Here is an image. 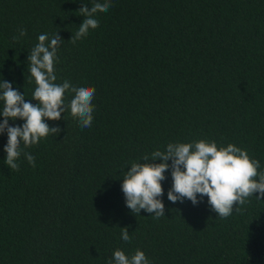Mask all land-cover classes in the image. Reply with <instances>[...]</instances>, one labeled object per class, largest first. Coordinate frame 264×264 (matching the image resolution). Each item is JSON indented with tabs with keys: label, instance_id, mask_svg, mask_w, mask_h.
I'll list each match as a JSON object with an SVG mask.
<instances>
[{
	"label": "trees",
	"instance_id": "1",
	"mask_svg": "<svg viewBox=\"0 0 264 264\" xmlns=\"http://www.w3.org/2000/svg\"><path fill=\"white\" fill-rule=\"evenodd\" d=\"M93 2L0 0V81L35 104L27 58L39 35L57 33L55 83L95 89L90 127L71 115L66 91L61 118L45 120L62 131L21 144L35 167L22 152L19 171L8 168L0 133V264H108L116 249L149 264H264L258 193L221 218L207 196L169 201V169L156 218L132 213L121 189L132 162L201 139L247 150L264 172V0H110L73 44L79 8Z\"/></svg>",
	"mask_w": 264,
	"mask_h": 264
},
{
	"label": "clouds",
	"instance_id": "2",
	"mask_svg": "<svg viewBox=\"0 0 264 264\" xmlns=\"http://www.w3.org/2000/svg\"><path fill=\"white\" fill-rule=\"evenodd\" d=\"M110 7V0H95L90 9L82 5L79 13L84 19L75 35L71 36V42L75 44L90 29L97 28V14L107 12ZM18 31L19 36H14L13 40L27 34L23 28ZM61 40L57 33L51 37L47 33L41 34L28 55L30 75L36 85L32 93L35 104L26 102L24 94L15 90L11 83L0 81V101L3 102L0 133H7L5 163L11 170L19 171L17 161L23 152L21 144L28 148L38 144L41 138L58 135L62 131L58 126L50 127L45 120L61 118L65 110L66 91L73 93L68 107L79 126L88 128L92 124L94 105L91 102L95 89L84 85L76 87L68 80L55 83L54 64ZM17 118L24 123L9 126V120ZM23 155L35 167V157L28 152H23ZM142 161L132 162L122 178L121 189L126 206L132 213L139 214L144 210L155 214L156 218L164 216V204L160 199L163 195L161 181L169 169L172 178V186L167 193L169 201L182 203L186 198L196 205L197 194L207 196L212 210L221 218L230 216L234 205H244L253 193L259 194L257 199L264 197V172H258L259 161L250 158L247 150L233 144L218 148L215 141L203 139L192 143H169L165 151L156 150L150 157L144 156ZM235 210L239 211V208L235 207ZM121 239L130 242L127 228H121ZM108 264H149V260L140 250L129 258L122 250L116 249Z\"/></svg>",
	"mask_w": 264,
	"mask_h": 264
}]
</instances>
